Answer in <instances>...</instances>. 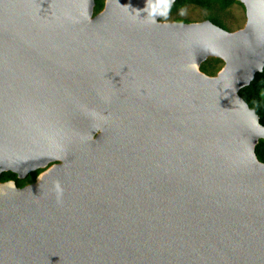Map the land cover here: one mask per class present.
Returning a JSON list of instances; mask_svg holds the SVG:
<instances>
[{
	"label": "water",
	"instance_id": "water-1",
	"mask_svg": "<svg viewBox=\"0 0 264 264\" xmlns=\"http://www.w3.org/2000/svg\"><path fill=\"white\" fill-rule=\"evenodd\" d=\"M176 1L0 0V175L45 169L0 182V264H264V0Z\"/></svg>",
	"mask_w": 264,
	"mask_h": 264
},
{
	"label": "trees",
	"instance_id": "trees-1",
	"mask_svg": "<svg viewBox=\"0 0 264 264\" xmlns=\"http://www.w3.org/2000/svg\"><path fill=\"white\" fill-rule=\"evenodd\" d=\"M95 1V11L97 13L104 8L105 0ZM236 3L243 5L237 0H177L173 9L176 10L184 4H195L205 9H219L223 11ZM208 19L214 24L229 30L227 25L217 14L209 15ZM223 64V61L219 58H210L202 64L201 69L209 75H215L222 68ZM240 95L252 109L256 110L260 117L261 124L264 125V71L257 73L252 83L240 91ZM256 154L258 159L264 163V139H260L258 145L256 146ZM37 175L38 171H35L32 172L26 179H20L16 173L9 171L0 175V182L14 180L18 187H24L27 183L34 182Z\"/></svg>",
	"mask_w": 264,
	"mask_h": 264
},
{
	"label": "rangeland",
	"instance_id": "rangeland-1",
	"mask_svg": "<svg viewBox=\"0 0 264 264\" xmlns=\"http://www.w3.org/2000/svg\"><path fill=\"white\" fill-rule=\"evenodd\" d=\"M216 14L227 25L229 31L242 29L247 22L245 6L239 3H236L223 11L219 9H205L195 4H184L176 10H172L171 12L169 10L168 13L166 12L160 17V20L169 22L178 21L183 23L203 22L209 20V15Z\"/></svg>",
	"mask_w": 264,
	"mask_h": 264
},
{
	"label": "flooded vegetation",
	"instance_id": "flooded-vegetation-1",
	"mask_svg": "<svg viewBox=\"0 0 264 264\" xmlns=\"http://www.w3.org/2000/svg\"><path fill=\"white\" fill-rule=\"evenodd\" d=\"M172 10H174V9L172 8V9L170 10V12H171ZM94 11H95V10H94ZM168 12H169V11H168ZM168 12H167V13H168ZM97 13H99V12H97ZM97 13H96V11H95V14H97ZM161 21H162V20H161ZM54 163H58V162H56V161H55V162H51L48 166H51V165H53ZM44 170H45V169L40 168V169H38V170H36V171H38V175H39V174H40L41 172H43ZM33 172H35V171H33ZM31 173H32V172H31ZM31 173H30V174H31ZM30 174H29V175H30ZM29 175H28V176H29ZM38 175H37V176H38ZM28 176H27V177H28ZM37 176H36V178H37ZM27 177H26V178H27ZM26 178H24V179H26ZM36 178H35V180H36ZM9 181H11V180H9ZM12 181H14V180H12ZM32 183H33V182H32ZM29 184H31V183H27V185H29ZM25 186H26V185H25Z\"/></svg>",
	"mask_w": 264,
	"mask_h": 264
}]
</instances>
